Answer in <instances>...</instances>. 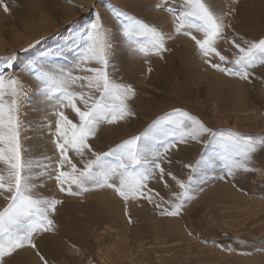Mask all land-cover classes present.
Wrapping results in <instances>:
<instances>
[{
  "label": "snow or ice",
  "instance_id": "snow-or-ice-1",
  "mask_svg": "<svg viewBox=\"0 0 264 264\" xmlns=\"http://www.w3.org/2000/svg\"><path fill=\"white\" fill-rule=\"evenodd\" d=\"M239 4L240 0H224L223 6L217 0H156L154 8L170 17L168 31L112 6V33L101 13L96 12L82 31L73 30L67 38L57 31L23 49L28 52L42 40L56 41L45 55L25 64L45 105L41 128L47 130L54 145V161L50 156L37 159L28 155L19 114L21 97L27 93L19 77L5 75L14 69L18 57L12 53L0 58L4 61L0 65V198L6 202L0 209V264H12L27 249L35 252L40 264H49L36 239L57 231L54 217L63 201L43 194L47 180L54 179L59 192L69 196L107 189L126 205L143 201L161 209V215L179 216L186 203L194 199L193 193L202 191L201 185L211 178L237 180L257 172L264 175V135L214 130L180 108L156 117L144 131L107 151H97L91 142L99 139L102 127L128 122L137 115V89L118 81L109 71L116 54L114 40L123 44L128 55L150 64L151 57L164 59L171 51L169 41L187 37L204 64L252 83L254 70L264 67V35L250 39L235 32L225 35ZM0 5L8 11L3 0ZM221 40L228 45L223 50L218 44ZM68 110L74 113L72 119ZM190 142L202 145L203 150L195 163L183 164L189 172L182 179L166 165L171 166L180 146ZM74 159L83 167L78 168ZM217 169L224 175L212 176ZM152 181L163 183L168 199L149 187Z\"/></svg>",
  "mask_w": 264,
  "mask_h": 264
},
{
  "label": "rangeland",
  "instance_id": "rangeland-1",
  "mask_svg": "<svg viewBox=\"0 0 264 264\" xmlns=\"http://www.w3.org/2000/svg\"><path fill=\"white\" fill-rule=\"evenodd\" d=\"M155 3L156 0H3L8 11L0 5V58L12 53L18 57L14 69L5 75L19 77L27 93L21 97L19 114L22 143L30 157L56 159L48 132L41 128L45 105L35 91L33 76L25 71L26 63L45 55L56 41L42 40L28 52L23 49L57 31L65 38L73 30L82 31L96 12L101 13L112 33V6L171 30L170 17L156 10ZM217 4L223 6L224 0H217ZM230 19L232 27L225 35L235 32L249 39L264 35V0H240L237 15ZM113 43L116 54L109 71L118 81L131 83L137 89V115L128 122L102 127L99 139L91 141L97 151H107L138 135L156 117L173 108L196 115L214 130L264 135V67L258 66L252 83H247L204 64L194 42L187 37L169 41L171 51L164 54V59L151 57L150 64L128 55L116 40ZM218 44L221 50L228 46L223 40ZM3 63L0 59V65ZM67 114L70 119L74 117L70 110ZM202 150L203 146L196 142L181 145L174 163L166 167L186 179L189 170L183 164L195 163ZM73 163L83 167L76 159ZM211 175L219 177L224 173L217 169ZM149 187L168 199L162 182L152 181ZM201 188L193 193L194 199L186 203L179 216H166L143 201L126 205L112 190L69 196L59 192L54 179L47 180L41 189L43 194L55 195L63 203L57 206L54 217L57 231L38 237L37 246L49 264H264V175L257 172L237 180L227 176L211 178ZM5 203L0 198V209ZM12 264L40 261L33 250L27 249Z\"/></svg>",
  "mask_w": 264,
  "mask_h": 264
},
{
  "label": "bare ground",
  "instance_id": "bare-ground-1",
  "mask_svg": "<svg viewBox=\"0 0 264 264\" xmlns=\"http://www.w3.org/2000/svg\"><path fill=\"white\" fill-rule=\"evenodd\" d=\"M44 25H45V24H44ZM1 37H3V36L1 35ZM1 39H2V38H1ZM16 39H17V38H16ZM2 43H3V42L1 41V43H0V44H1V46H2Z\"/></svg>",
  "mask_w": 264,
  "mask_h": 264
}]
</instances>
